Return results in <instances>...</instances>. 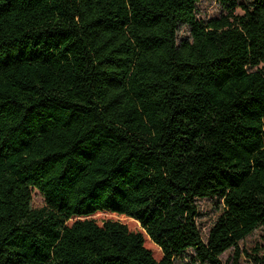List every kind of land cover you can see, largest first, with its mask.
<instances>
[{"label": "trees", "instance_id": "obj_1", "mask_svg": "<svg viewBox=\"0 0 264 264\" xmlns=\"http://www.w3.org/2000/svg\"><path fill=\"white\" fill-rule=\"evenodd\" d=\"M198 2L0 0V264H241L264 229V0Z\"/></svg>", "mask_w": 264, "mask_h": 264}, {"label": "rangeland", "instance_id": "obj_2", "mask_svg": "<svg viewBox=\"0 0 264 264\" xmlns=\"http://www.w3.org/2000/svg\"><path fill=\"white\" fill-rule=\"evenodd\" d=\"M239 2H247V0H238ZM227 13V9L220 2V0H199L197 4V16L202 20H209L212 18L220 17ZM237 13H242V9L238 8ZM190 34V29L187 25H182L179 29V37H187ZM33 206L36 208L45 205V200L42 194L38 190H34L33 193ZM197 204L199 207V213L197 216V225L200 233L207 241L209 231L218 216L221 214L223 209V201L221 198L215 196L210 198H198ZM93 217L102 223L105 219H117L127 223L128 227L134 231H142L141 226L138 222L128 219L125 217H119L115 215L99 213L93 215ZM146 245L153 251L156 258L162 256L160 249L154 245L149 239L146 240ZM264 245V229L262 227L255 229L246 238L242 239L239 244L241 264H248L251 262V254L255 253L256 250ZM236 254L235 249H229L221 255L223 263L230 264L233 256ZM194 251L187 249L181 255L174 258L175 264H200L199 261L194 259Z\"/></svg>", "mask_w": 264, "mask_h": 264}]
</instances>
